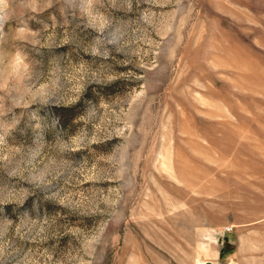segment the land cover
I'll use <instances>...</instances> for the list:
<instances>
[{
    "label": "rangeland",
    "instance_id": "374dc122",
    "mask_svg": "<svg viewBox=\"0 0 264 264\" xmlns=\"http://www.w3.org/2000/svg\"><path fill=\"white\" fill-rule=\"evenodd\" d=\"M264 264V0H0V264Z\"/></svg>",
    "mask_w": 264,
    "mask_h": 264
},
{
    "label": "built area",
    "instance_id": "2783aa9c",
    "mask_svg": "<svg viewBox=\"0 0 264 264\" xmlns=\"http://www.w3.org/2000/svg\"><path fill=\"white\" fill-rule=\"evenodd\" d=\"M203 264H207V263H203Z\"/></svg>",
    "mask_w": 264,
    "mask_h": 264
}]
</instances>
